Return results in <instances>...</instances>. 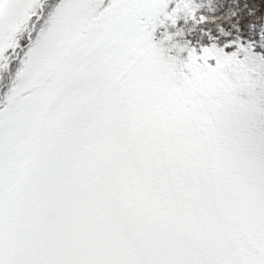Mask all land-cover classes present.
I'll list each match as a JSON object with an SVG mask.
<instances>
[{
  "label": "snow or ice",
  "instance_id": "snow-or-ice-1",
  "mask_svg": "<svg viewBox=\"0 0 264 264\" xmlns=\"http://www.w3.org/2000/svg\"><path fill=\"white\" fill-rule=\"evenodd\" d=\"M0 264H264V0H0Z\"/></svg>",
  "mask_w": 264,
  "mask_h": 264
}]
</instances>
